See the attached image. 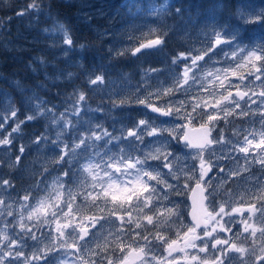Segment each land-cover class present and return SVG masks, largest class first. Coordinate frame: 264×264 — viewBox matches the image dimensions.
Masks as SVG:
<instances>
[{
	"label": "rangeland",
	"instance_id": "1",
	"mask_svg": "<svg viewBox=\"0 0 264 264\" xmlns=\"http://www.w3.org/2000/svg\"><path fill=\"white\" fill-rule=\"evenodd\" d=\"M53 1L60 4L68 2L69 5H75L77 9L75 18L86 24L103 40L108 61L122 56L135 59L137 56L150 54L153 51L159 52L166 41L173 43V53L168 56L167 52L161 50L158 53L161 57L160 66L143 68L144 70L135 74L136 80L132 79L128 73L118 69L110 72L109 64H106V62L102 63L103 60H98L97 58H95V65L90 60L88 63L89 67L84 69L80 64L85 60V54L79 45L72 43L70 47L64 44L62 33L44 31L45 29H53L54 21H59L69 30L73 41L71 28L51 12L50 7ZM211 1L212 8L209 9L208 4L200 8H191L192 0L187 1L188 6L185 8H181L180 5L176 4V0H135L136 5L142 6L145 12L134 17L129 14L126 6L128 0H39L41 4L39 14H37L35 9H29L28 7L33 0H0V47L6 51L13 52L14 55L23 52L27 67L35 82L34 86L29 87L28 95L23 97L25 109L21 119L19 117H11L9 105L18 109L12 98L11 80L7 79L8 82L2 80L8 85L7 87L0 86V114H5L9 117L5 127L0 128V139L8 137L9 134H11L12 139L11 144L0 145V184L4 180H8L12 185V187L4 186L0 188V199L5 202L0 205V232L12 234V229L14 228L15 233H20L22 212L25 217V224L31 227L35 222L27 220L28 211H31V209L24 210L21 208L23 197L29 194V190H31V196L34 197L30 198L29 201L32 205H36L39 200L48 197L49 193L52 194L50 203L40 210L41 213L47 211L49 218L51 217L53 204L60 205L64 201L72 200L73 197L75 198V204L81 208L79 213L74 212L67 218L61 217L59 221H53L50 226L45 225L40 228L36 234L39 236L43 233L45 239H42L36 247H33L35 244L33 240L27 239L24 251L29 259V264H43L42 261L32 259L33 253L36 252L37 248L46 250L51 245H58L61 242L57 239L59 236L56 231L58 223L60 227L65 224L76 226V230L79 232L80 228L78 226L84 224L85 227H88L87 222L92 218L109 216L108 212H100L95 207H89L92 197H89L87 201L84 199V193L91 190L90 186L93 182L92 176H89L84 171L87 154L81 153L80 156H68L65 157V163H57L63 154L62 150L65 144L71 147L78 143L81 136L91 135L90 132L85 131L86 129H97L98 125L115 137L126 138L120 142L119 147L123 148L132 157H136L137 152L130 151V148L139 149L142 146L135 137H128V131H137V125L140 120L151 119L158 129L164 130L162 136L159 137V141L164 144L163 152L172 153L169 156V161L177 170L178 179L165 175L167 183L175 186V190H167L166 199L164 198V186L160 184L157 185V188L159 189L163 205L168 208L177 206L179 209V220H176L175 217L169 218L174 221L171 223L175 226L174 239H182L188 233V229L192 225L187 218L188 202L186 195H188L191 186L195 182H200V159L197 156V149L192 150L185 147V144L181 143L179 138L187 124H208L207 116L205 115L193 121L175 114L170 116L169 119L157 118L159 116H151L147 111V107L140 104L139 100L145 99L150 93L159 91L161 93L159 98L153 95L148 101L149 103L156 104L160 108L167 110L170 106V101H174L177 106H179L181 101H186L187 103L182 111L190 112L193 103L199 101L202 104L212 105L216 100L223 101L224 96L233 93L236 89L248 91L249 88L255 85L254 91L257 93L261 91L260 81H253V77L258 75V73H255V69L252 68L246 59L247 53H237L236 56H233L232 53L235 46H229L224 42L220 47H218L220 44L215 46L217 37L211 34V25L213 23L216 25L215 31L217 32L227 29L238 33L241 42L240 47L248 46L252 48L259 46L264 43V22L251 23L239 20L237 12L238 5L242 2L254 10L255 13H264V0H236L230 10H226L223 0ZM165 2L169 6V11L162 17L146 14L150 6H159ZM177 9L181 10L180 15L176 14ZM21 12L25 14L19 15ZM49 14H51V18H49ZM150 30L151 35H149ZM157 36L163 37L164 42L162 45L153 49H143L140 53L133 54L135 48L139 47L141 43H147L148 40ZM221 37L226 39L223 36ZM66 49L68 50L66 51ZM198 56L202 57V59L198 60L197 66L189 72V83L185 85L187 91L164 95L168 89H174L183 83L185 66L191 65L192 60ZM178 57L180 59L176 64H173V60ZM152 69L161 71L153 73L150 79L144 80L143 74L150 72ZM69 73L72 74L71 79H69ZM249 73L254 74L250 75ZM97 75L103 76L104 84L91 85L89 83L90 79H94ZM77 77L87 79L88 84L93 87L92 93L96 94L98 92L102 102L106 105L103 108L94 109L89 102H82L83 108L79 123H77V118L74 115L66 116V119H71L73 125L78 127V132L66 130L63 133L62 140L59 142V146H56L55 140L57 134L60 133V128L52 124L49 114L26 121L31 124L32 128L24 130V123L21 125L19 132L12 133V129L16 127L19 121H25L28 115L33 114V106L36 104V100L31 99L32 97H39V99L46 101L45 108L55 106L56 116L59 117L60 113L70 109L78 101L80 93L86 96V93L79 87V79L77 80ZM193 77L197 83L192 82ZM241 77H245V79L241 80ZM66 84L69 86L68 90H65ZM244 85H248V87H244ZM54 89L56 91H53ZM20 90L21 88L18 89V91ZM74 92L75 95H73ZM117 92L119 94H114ZM48 95L56 99V101L50 102L47 98ZM232 95L235 97L234 93ZM252 98L257 99L255 96ZM132 108H139L143 115L137 119H132L133 115H130ZM252 108L255 109L256 106L252 105ZM200 111H203V109H200ZM208 111L212 113L214 109L209 107ZM236 111L239 112L240 110L236 109ZM103 113L105 117L114 122L112 125L106 126L104 124L105 117L102 115ZM243 117L236 115H229L227 119L221 117L212 128L213 137L219 139L223 135L229 143L223 147L222 151L220 145L212 146L217 151L209 158L216 165L214 168L217 175L216 177L210 176L207 179L211 184V188H208L207 191H212L213 193L211 197L214 198L213 204H216L218 199H228V193L231 192L233 193L231 207L246 209L252 203L251 193H255L256 196L264 194V169H261L260 165L256 163L246 164L245 154L240 152L238 147L234 149V145L244 146L243 137L248 132L255 131L256 141L258 142L260 139L262 127L259 116L248 115V120H243ZM236 132H239V135H236ZM141 135L147 147H144L139 155L147 154L150 149L154 152L155 147H160V142L155 147L152 144L153 141H157V137H149L146 133H141ZM38 137H44L45 139L37 144ZM98 143L102 145L103 142ZM21 147L25 149L23 153L20 152ZM250 147L254 149L255 145ZM77 151L79 152V149ZM93 151L90 148L88 154ZM255 151L259 150L255 149ZM112 154H115L118 159L120 156L119 148L113 146V153H110V155ZM254 155L255 152L250 151L248 160L251 161ZM17 156L20 157L19 162H17ZM95 162H99L98 159ZM167 162L163 159V155H161L159 160H149V163L158 168L163 174L169 172V168L164 167ZM245 167L247 171L243 170ZM69 168H71V172L75 173L68 185L72 192L71 196L62 189L59 191L53 190V181L58 176H62L63 172ZM218 168H223L224 171L218 173ZM234 171H239L240 175L232 176L231 173ZM248 171H252V175L247 176L245 173ZM97 172V169H93L94 174ZM99 174L102 175V173ZM132 176L133 178L129 180L132 188L137 187V192H142L139 191L142 189V184L134 179V173ZM144 179L146 180L147 178L145 177ZM257 180L259 184L256 183ZM82 181L86 183L87 187ZM149 183L156 184L155 181H149ZM37 187H39V190H37ZM55 187L59 189L58 185ZM98 190L99 188L97 187ZM172 192L176 194L175 199L171 195ZM116 194L126 199L123 189ZM241 197H243V202ZM224 200H219V204L215 208L217 212ZM8 205H11V208H8ZM103 206L101 202V207ZM108 207H111V203ZM231 207L226 210L231 211ZM8 211H12L14 215L8 216ZM63 211L65 213L69 211L66 204ZM144 211L146 215L139 217V219L147 225L146 216L153 213L159 214L163 209L157 205L151 211L153 213H149L147 209ZM121 215L124 216L125 220L128 219L125 213L118 212L116 215L110 216V219L115 222L114 224L101 220L100 223L103 228L100 225H97L95 229L89 227V231L95 233V237L90 238L89 243V248L92 251L85 249L79 256L81 261L76 257L75 253H72L68 257L69 264H83L85 262L89 264L90 261H95L96 264H108L109 259L114 264H121L128 251L145 246L144 240L139 236H135L136 232L149 235L150 241L156 240V236H154L152 231L136 229L134 224L131 225V230H128L129 227L125 226L123 231L127 232V235H121L118 240L117 234L121 232L118 217ZM243 216L247 218L249 213L244 211ZM133 217H136L135 211L133 212ZM233 217L234 222L230 225H225L226 227H231L232 232H221L219 231V226L216 225L217 231L213 235L235 240L236 236L234 234H243L244 224L241 222V216L233 213ZM227 219L228 217L224 218V220ZM163 220L164 217L161 216V234L165 229ZM220 223L223 224L224 221ZM249 223L253 224L257 229L262 226L260 221L256 219L249 221ZM213 226L214 222L211 221V227L208 230L211 231ZM247 235L245 234V236ZM121 240L124 241L123 244L120 242ZM156 241L159 244L161 243L159 240ZM200 241L195 243L201 245ZM239 242L244 243L243 240ZM259 243V240H257L256 253L248 256L249 264H256V255H264L259 250ZM159 244L158 247L148 251L144 260L137 264H175V259L178 258L183 259L180 264H196V262L188 260V257L191 259L192 255H197L203 258L206 255L205 253L201 254L197 250L190 251L185 249L183 253H172L169 256L167 246L159 247ZM251 244L252 240L249 238L246 246ZM121 248L124 249L123 252ZM57 251H60V249L58 248ZM68 251L71 252L72 250L68 249ZM93 253H98V255ZM213 256L214 253L209 249L207 257L211 258ZM209 264H211L210 259Z\"/></svg>",
	"mask_w": 264,
	"mask_h": 264
},
{
	"label": "snow or ice",
	"instance_id": "2",
	"mask_svg": "<svg viewBox=\"0 0 264 264\" xmlns=\"http://www.w3.org/2000/svg\"><path fill=\"white\" fill-rule=\"evenodd\" d=\"M128 7L129 14L132 16H138L145 12L142 6H137L135 0H128L126 3ZM29 9H35L37 14H39L41 10V4L39 0H33L31 4H29ZM169 11V6L165 2L159 6H150L147 9L146 14L149 16L162 17ZM24 12L19 13V15H24ZM176 14L180 15L181 10L177 9ZM49 18H51V14H49ZM237 18L242 21L258 23L264 22V13L257 14L254 10L250 9L246 4L240 3L238 5ZM212 27V35L217 37L216 44L224 42L229 46H235L233 48V56H236L237 53L243 54L247 53L246 59L251 64L252 68L255 69V79L260 81L261 91L258 93L254 91L255 85L249 88L248 91H237L235 97H233L232 93H229L227 96L223 97V101L216 100L214 104H202L199 101L192 104V110L190 112H183L186 101H181L179 106L176 105L174 101L169 102V107L167 110H162L160 107L153 106L148 101L151 99L153 95L157 98L161 95L159 91L155 93H150L148 97L145 99L139 100L140 104L145 105L146 107L151 108L152 112L160 113L162 116L170 117L172 115H180L183 118H186L189 121H193L198 118H202L203 116H207L208 125L205 128L203 140L200 143L192 144L185 137V147L188 148H196L197 156L200 159V181H204L205 189L211 188V184L208 181H205V177L209 172L216 166L212 163L209 158L211 155L216 153V149L212 147V145H220L221 151L223 147L226 146L229 141L223 135L220 136L219 139H216L212 136V128L217 120L221 117L227 119L229 115L236 116H248V115H258L261 121L262 130L260 132V139L256 141L255 131L248 132L247 135L243 137L244 146L234 145V149L238 147V150L245 154V160L247 163H256L259 164L261 169H264V43L259 46L249 48L248 46L240 47V38L238 33L235 31H228L227 29H222L220 32L215 31L216 25L213 23ZM45 32L54 31L56 33H62L64 36V44L69 45L71 47L73 41L70 36L69 30L63 23L59 21H54L53 29H45ZM151 30L149 35H151ZM221 36L225 37L222 41ZM163 37L157 36L154 39L148 40L147 43H141L139 47L135 48L133 54L140 53L143 49H153L163 44ZM83 48L84 46L81 45ZM68 49H66L67 51ZM211 50V49H210ZM183 56V54H181ZM180 58H176L173 60V64H176ZM202 59V57H195L192 60L191 65H186L184 70V80L183 83L174 89H168L164 95H170L173 92L178 91H187L185 85L189 83V72L192 68L197 66V61ZM257 62H259L257 64ZM159 69H152L150 72H145L143 74L144 80H148L151 78L153 73L159 72ZM253 75L254 73H249ZM72 74L69 73V79H71ZM245 77H241V80H244ZM193 83H197L195 78H192ZM89 83L91 85H102L104 84V78L102 75H97L94 79H90ZM244 87H248V85H244ZM140 91V89H138ZM251 93V94H249ZM114 94H119L114 93ZM75 95V92L73 93ZM255 96L257 99H253ZM31 99L36 100V104L33 106L34 112L26 117L25 121H19L16 124V127L12 129V133H17L20 131L21 125L26 121H31L36 119L38 116H51V122L53 125L60 128V133L56 136V146H59V142L62 140L63 133L67 131H79L78 127L74 126L71 119H66L68 115H74L77 118V123H79V118L82 114L83 103L86 101V96L83 93L79 94L78 101L72 105L70 109H66L65 112L60 113V116L57 117L55 113V106L52 108H45L44 105L46 101L39 99V97H32ZM252 105H255L256 108L253 109ZM211 107L214 109L212 113H209L208 108ZM11 109V117H17V113L19 109L12 108ZM203 109V111H200ZM236 109L240 111L237 112ZM9 117L5 114H0V128H4L5 124L8 122ZM204 125H202V128ZM137 131H129L128 137H135L136 140L140 141L141 148L139 149H131L130 151H136L137 156L132 157L128 153L125 152L123 148H120V142L126 138L124 137H115L112 133H109L106 129H101L98 125L97 129H86V132H90L91 135H84L79 138V142L75 143L71 147L65 144L64 149L62 150V155L57 161L58 164L65 163V157L68 156H80L81 153L86 155V163L84 165V171L88 173L89 176H92V184L91 190L86 191L84 193V199L87 201L89 197H92L91 203L89 207H95L100 212H108L109 216H100L98 218H92L88 221V227H85L84 224L79 225L80 231L77 232L76 226L71 224H66L63 227L58 226L56 231L59 233L57 239L61 241L58 245L53 244L48 247L46 250H41L37 248L36 252L33 253L32 259L42 261L43 264H69L68 257L75 253L76 257L79 258L80 254L89 248L90 238L95 237V233L89 231V227L95 229L97 225H100L103 228V225L100 223L101 220H106L110 224H114L115 222L110 219V216L116 215L118 212L125 213L128 216V219L125 220L124 216L121 215L118 217L120 220L119 228L121 232L117 234V239H120L121 235H127V232H124L123 229L125 226L129 227L131 230V225H135L136 229H145L147 230V225H152L153 228L157 229L156 232V240H159L163 244H167L168 255L171 256L172 252L177 251V248L174 247L176 245V241L172 240L170 243L165 238L164 235L161 234L162 221L161 216L164 217L163 225H167L174 221H171L169 218L175 217L176 220L180 219L179 209L177 206H173L172 208H168L166 205L161 203V197L159 194V189L157 185L162 184L164 186V198L167 197V190H175V186L167 183L165 179V175H170L174 179H178L176 175V169L172 166L171 161H169V156L172 155L171 152H163L162 149L164 147L163 142L159 141V137L162 136L163 129H158L155 123L150 120H140L137 125ZM141 133H146L149 137H157V141H153V147L156 146L158 142H160V147H155V151L153 152L151 149L147 154L141 156L140 152L143 151L144 147H147L144 144V140L142 138ZM239 135V132L235 133ZM175 138V137H174ZM44 137L37 138V144L44 140ZM103 142L102 145L98 142ZM46 142V141H45ZM12 143L11 134L8 137H4L0 139V145H9ZM255 145V148H251L250 146ZM113 146L115 148H119L120 156L117 159L115 154L113 153ZM93 149L94 151L91 154H88L89 149ZM79 149V152L77 151ZM258 149L259 151H255ZM24 148H20V152H24ZM250 151L255 152L252 160H248V154ZM207 154V156H206ZM161 155H163V159L168 161L164 164V167L169 168V172L167 174H163L158 168L152 166L149 163V160H159ZM17 162L20 161V157L17 156ZM98 159L99 162H95ZM187 167V166H185ZM93 169H97L98 172L96 174L93 173ZM247 171V168L243 169ZM221 172L224 171L223 168L220 169ZM71 173V176H70ZM99 173H102L100 175ZM134 173V179L139 181L142 184V192H137L132 188L131 181L127 178L132 176ZM232 176H239V171H234L231 173ZM72 176H75L74 172H71V168L66 169L63 172L62 176H58L53 181L54 191H59L60 189L64 190L68 193V195H72L71 189L68 187ZM147 178L146 180L144 178ZM149 181H155L156 184H150ZM87 187L86 183L82 181ZM259 184V181L256 182ZM58 185L59 189L55 186ZM7 186L12 187L10 181L4 180L2 184H0V188ZM97 187L99 190L97 191ZM125 191L126 199L122 196H118L116 193L121 190ZM131 189V190H129ZM39 190V187H37ZM212 191H207V194L204 196L205 200L209 201V205H212V200L209 197H212ZM252 196V203L249 206L244 208L231 207L232 196L233 193H228V199L224 200L219 207V211L217 212L214 207L209 210L205 209L207 221L214 222V226L212 230L209 231L207 227V221L205 224V228L203 231V237L196 234V228L200 225L194 224L192 227L188 229V233L185 234V247H191L193 249H198L200 253H205V257H199L197 255H192L191 260L196 262V264H209V259L211 264H249L248 256L254 255L256 253V244L257 240H259V250L261 253H264V194L260 196H256L255 193L250 194ZM30 198H34L31 196V190H29V194L23 197V203H21V208L24 210L31 209L28 211L27 220L35 221L31 227L24 223L25 217L23 212L21 213V221H20V233H15V229H12V234H8L6 232H0V264H29V259L25 254L24 248L27 243V239H31L35 242L33 247L39 244L42 239H45L43 233L37 236L36 232L45 225H51L53 221H59L61 217L67 218L72 213L81 212V208L79 205L75 204V198L72 200L64 201L60 205H52L51 217L49 218V214L47 211L41 213V209L45 208L48 203H50L52 194L49 193L48 197L42 198L37 202L36 205H32L29 201ZM243 202V197H241ZM101 202L103 203V207H101ZM5 202L0 199V205H3ZM111 203V207L108 205ZM67 205L69 211L65 213L63 208ZM159 205L163 211L159 214L153 213L152 215H147V225H145L139 217L145 216V209L151 212L155 207ZM231 207V211H227L226 209ZM8 208H11V205H8ZM136 212V217H133V212ZM247 211L249 216L245 218L243 216V212ZM233 213L239 214L241 216V222L244 224L243 233L248 234L247 236L236 233V239L233 240L231 238H220L219 236H214L213 233L217 231L216 225L219 226V231L221 232H232L231 227H226L225 225H230L234 222ZM166 214V215H165ZM258 214V215H257ZM8 216H13L14 213L12 211L7 212ZM225 217H228L227 220H224ZM256 219L261 223V227L257 229L253 224L249 223V221ZM224 221L223 224L220 222ZM251 229V231H250ZM189 234H191L189 236ZM50 235V233H49ZM135 236H139L145 242V246L139 249L138 252L135 253V258H140V253L147 254L148 251H151L153 248L158 247L154 241H150L149 235H144L142 232H136ZM251 238L252 244L246 246L247 240ZM196 240H201V245H197L195 243ZM243 240L244 243L239 241ZM122 244L124 241H120ZM60 251H57V249ZM7 249V250H5ZM68 249L72 251L69 252ZM209 249L214 253V256L211 258L207 257V253ZM181 251L183 249H180ZM123 252L124 249L121 248ZM98 255V253H93ZM132 256V254H129ZM125 259H129V257H125ZM256 264H264V255H256L255 256ZM89 264H96L95 261H90ZM108 264H114V262L109 259Z\"/></svg>",
	"mask_w": 264,
	"mask_h": 264
},
{
	"label": "trees",
	"instance_id": "3",
	"mask_svg": "<svg viewBox=\"0 0 264 264\" xmlns=\"http://www.w3.org/2000/svg\"><path fill=\"white\" fill-rule=\"evenodd\" d=\"M187 1L188 0H176V4L180 5L181 8H185L188 6ZM193 1H200L199 5L201 7L207 4L209 7L212 5L211 0H192V2ZM223 2L225 4L226 10H230L235 4L236 0H223ZM50 10L57 18L63 20L69 26V28H71L73 32L74 45H79L85 54V60H83L80 64L82 67H84V69L89 67L88 63L90 60L92 61L93 65H95V58H97L98 60H103L102 63L106 62V64H109L110 72L118 69L128 73L132 79L136 80L135 74L144 70L143 68L160 66L161 57L158 55V53L161 50L163 52H167L168 56L173 53V43L166 41L159 52L153 51V53L150 54L137 56L135 59L122 56L118 58H112L111 61H108L106 59L103 40H101L100 37L86 24L78 21L75 18L77 9L74 4L69 5L68 2L60 4L53 1V3H51ZM81 45L84 47L82 48ZM25 59L26 58L23 52L21 54L14 55L13 52L6 51L0 47V86L7 87L8 83H4V81L8 82L7 79L11 80L12 98L14 100V104L19 109L17 116L19 119L22 118L21 115L24 114L23 111L25 109L23 97L28 95L29 87L34 86L35 84L34 77L31 76ZM76 70L78 69L76 68ZM78 79L79 87L86 93V101L89 102L94 109L105 107L106 105L102 102L100 94H98V92L96 94L92 93L93 87L88 84L87 79H81L80 77H77V80ZM66 86L67 87L65 90H68V84H66ZM20 88L21 90L18 91ZM53 91H56V89ZM47 98L50 100V102L56 101V99L51 98L50 95H48ZM102 115L105 117L104 113ZM130 115H133L132 119H137L139 116H141V111L139 108H132ZM113 123L114 122L111 119L105 117L104 124H106V126H110ZM23 127L25 128L24 130L32 128L31 124L28 122H25Z\"/></svg>",
	"mask_w": 264,
	"mask_h": 264
},
{
	"label": "water",
	"instance_id": "4",
	"mask_svg": "<svg viewBox=\"0 0 264 264\" xmlns=\"http://www.w3.org/2000/svg\"><path fill=\"white\" fill-rule=\"evenodd\" d=\"M215 46H217L216 42H215ZM156 106V105H153ZM157 107V106H156ZM148 110L150 112H152L151 108L148 107ZM154 114L160 115V113L157 112H153ZM162 116V115H161ZM166 117V116H163ZM207 127V125H204V127H195V128H191L190 126H186L185 128V132L184 135L181 137L180 141L181 142H185V137L187 138L188 141H190L192 144H197L202 142L203 140V136H204V131L205 128ZM194 148V147H193ZM211 172L208 173V175ZM207 175V176H208ZM206 193V189L202 186V184H194L191 192L189 194V204H190V209L188 212V216L189 219L191 220V222L193 224H199L200 226L197 227L196 229H201L203 227H205L206 224V213H205V202L206 200L204 199ZM207 225H208V221H207ZM185 243V241H184ZM139 250H131L128 252V256L129 259H124L122 261L121 264H135L136 262H138L139 260H141L143 258V253H140V258H135V253L138 252ZM132 254V256H130L129 254Z\"/></svg>",
	"mask_w": 264,
	"mask_h": 264
},
{
	"label": "flooded vegetation",
	"instance_id": "5",
	"mask_svg": "<svg viewBox=\"0 0 264 264\" xmlns=\"http://www.w3.org/2000/svg\"><path fill=\"white\" fill-rule=\"evenodd\" d=\"M253 81L254 82H259L258 80H256L255 79V77H253ZM235 91V90H234ZM233 91V92H234ZM256 116V115H255ZM258 116V115H257ZM158 118V117H157ZM256 118H258V117H256ZM243 120H248V116H244L243 118H242ZM220 169L221 168H218L217 169V172L218 173H221V171H220ZM213 170V172H212V176L213 177H216V169L215 168H213L212 169ZM252 171H248V172H246L245 174L247 175V176H249V175H252ZM242 175H243V173H242ZM133 178V176H130V177H128L127 179L128 180H131ZM205 181H207V179H205ZM200 183H202V184H204V181H200ZM133 189H135L136 191H137V187H134ZM139 191H142V189H140ZM171 195H172V197H174V199L176 198V194H175V192H172L171 193ZM211 200V199H210ZM167 202H169V201H167ZM206 205H207V208L209 209V210H211V208H210V205H209V201L207 200L206 201ZM149 213H153V212H149ZM191 225L193 226V224L191 223ZM191 226V227H192ZM174 224H171V223H169V224H167V225H165V229H164V232L162 233V235H164L165 236V238L169 241V243L174 239V231H175V229H174ZM207 227H208V229H210V227H211V221H208V225H207ZM205 228V227H204ZM204 228H201V229H196V234H198V235H200L201 237H203V233H202V231H204ZM129 230V229H128ZM145 230V229H144ZM147 230H150V231H152V233L154 234V236H156V229L155 228H153V226L152 225H150V226H147ZM244 235L246 234V233H243ZM191 234H189V236H190ZM184 238H186V236L184 237ZM184 238H182V239H179V240H176V239H174L175 241H176V245H174V247H176L177 248V251H174V253L175 254H180V253H183V252H185V249H188V250H190V251H198V249H193V248H191V247H185V244H181L180 245V243H178V242H180V241H182V240H184ZM196 241H200V240H196ZM195 241V242H196ZM154 242H155V244L156 245H158L159 244V242H157L156 240H154ZM201 242V241H200ZM161 246H167L166 244H163V243H160L159 244V247H161ZM143 248V247H142ZM141 249V248H140ZM180 249H183L182 251L180 250ZM201 254H204V253H201ZM182 260L183 259H176L175 261H178L177 263H182ZM188 260H191L190 259V257H188Z\"/></svg>",
	"mask_w": 264,
	"mask_h": 264
}]
</instances>
